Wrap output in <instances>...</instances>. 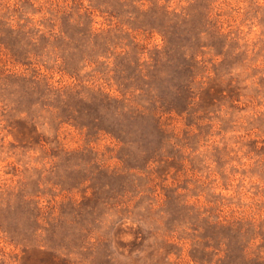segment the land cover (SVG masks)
<instances>
[{
  "label": "rangeland",
  "instance_id": "obj_1",
  "mask_svg": "<svg viewBox=\"0 0 264 264\" xmlns=\"http://www.w3.org/2000/svg\"><path fill=\"white\" fill-rule=\"evenodd\" d=\"M0 264H264V0H0Z\"/></svg>",
  "mask_w": 264,
  "mask_h": 264
},
{
  "label": "trees",
  "instance_id": "obj_2",
  "mask_svg": "<svg viewBox=\"0 0 264 264\" xmlns=\"http://www.w3.org/2000/svg\"><path fill=\"white\" fill-rule=\"evenodd\" d=\"M106 101H107V104H109L110 107H112L113 109V114L114 118H116V122H118L120 125L119 126H122V122L119 121V118H125V116H129L131 114H133L132 111H130L128 109V105H125L123 102H120L118 103L117 101L113 100V99H108L106 98ZM119 106H120V109H119ZM84 126L81 127V129H84L83 128ZM98 132L102 131V132H105L107 134H110V132H108L107 130H100V129H97ZM154 153H157L154 152ZM155 155V154H154Z\"/></svg>",
  "mask_w": 264,
  "mask_h": 264
}]
</instances>
